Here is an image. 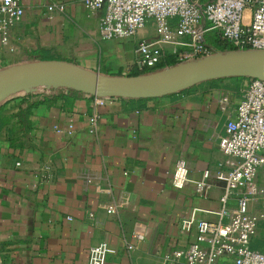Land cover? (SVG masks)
<instances>
[{"label": "crops", "instance_id": "crops-1", "mask_svg": "<svg viewBox=\"0 0 264 264\" xmlns=\"http://www.w3.org/2000/svg\"><path fill=\"white\" fill-rule=\"evenodd\" d=\"M19 2L24 15L10 29L9 44L0 36V70L58 60L128 75L138 41L156 34L149 22L131 38L105 40L104 10L91 13L82 0ZM59 4L63 11L48 10ZM245 84L246 78L214 79L183 93L98 106L92 96L61 87L30 88L1 101L0 264H91V249L102 243L101 264H186L167 256L196 239L194 228L181 230L182 219L193 212L196 219L217 218L221 176L236 163L218 143ZM179 160L193 181L209 172L205 196L193 182L171 185ZM261 175L264 166L256 179ZM251 210L261 213L258 204ZM138 221L147 226L146 238L129 251ZM251 244L264 252V216Z\"/></svg>", "mask_w": 264, "mask_h": 264}, {"label": "built area", "instance_id": "built-area-1", "mask_svg": "<svg viewBox=\"0 0 264 264\" xmlns=\"http://www.w3.org/2000/svg\"><path fill=\"white\" fill-rule=\"evenodd\" d=\"M82 3L91 13L104 10L99 32L105 40L131 38L147 23L154 24L155 37L141 38L137 43L135 69H163L218 53L264 52V0H82ZM54 9L63 11L65 5L48 7L50 11ZM23 15L19 0H0L2 44H9L10 29ZM212 36L227 48L217 50L208 45ZM168 44L171 47H165ZM92 98L96 106L120 99ZM89 121L91 128L95 127L97 115ZM218 144L222 153L233 157L236 163L221 176L224 190L217 218L196 219L193 212L182 219L181 230L194 228L196 239L185 250H175L167 258H183L186 264H264V252L251 247L264 216V187L255 184L264 166V80L246 78L241 100L227 120ZM209 176L205 171L200 180L193 181L186 163L179 160L171 185L182 189L193 182L197 194L205 196L210 188ZM232 200L235 206L230 209ZM257 204L261 213L251 210ZM107 212H114V207L109 206ZM146 229L144 222L135 223L131 242L127 243L129 251L145 241ZM105 247L102 243L91 249V264L102 263Z\"/></svg>", "mask_w": 264, "mask_h": 264}, {"label": "water", "instance_id": "water-1", "mask_svg": "<svg viewBox=\"0 0 264 264\" xmlns=\"http://www.w3.org/2000/svg\"><path fill=\"white\" fill-rule=\"evenodd\" d=\"M231 77L264 80V52L218 53L147 74L102 75L58 60L24 63L0 70V102L36 87H61L89 96L150 99L195 83Z\"/></svg>", "mask_w": 264, "mask_h": 264}, {"label": "trees", "instance_id": "trees-1", "mask_svg": "<svg viewBox=\"0 0 264 264\" xmlns=\"http://www.w3.org/2000/svg\"><path fill=\"white\" fill-rule=\"evenodd\" d=\"M208 45H210L211 47L217 49V50H225L227 48L226 45H223L222 43L218 42L217 39L215 38H212L211 40H208L207 41ZM169 64H171V62H169ZM157 70H160L159 69H148V68H143V69H133L130 71V73L128 75H136V74H147V73H152V72H155ZM236 78H239V79H244V78H241V77H236ZM71 92L75 93V94H82L81 92L79 91H76V90H72L70 89ZM186 91V88L177 92V93H183ZM175 94V93H174ZM251 247H252V244H251ZM253 248V247H252ZM255 250H258L256 248H253ZM260 251V250H259ZM262 252V251H261Z\"/></svg>", "mask_w": 264, "mask_h": 264}, {"label": "rangeland", "instance_id": "rangeland-1", "mask_svg": "<svg viewBox=\"0 0 264 264\" xmlns=\"http://www.w3.org/2000/svg\"><path fill=\"white\" fill-rule=\"evenodd\" d=\"M213 38H214V36H212ZM129 74V73H128ZM260 178H262V184H264V176L262 177V175L259 177V178H257L256 180H255V184L257 185L258 183H261V179Z\"/></svg>", "mask_w": 264, "mask_h": 264}]
</instances>
